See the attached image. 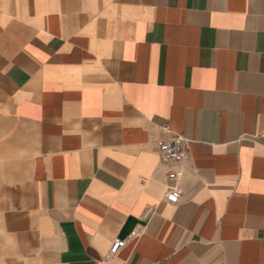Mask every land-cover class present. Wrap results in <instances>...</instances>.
I'll list each match as a JSON object with an SVG mask.
<instances>
[{
	"label": "crops",
	"instance_id": "0c3cea01",
	"mask_svg": "<svg viewBox=\"0 0 264 264\" xmlns=\"http://www.w3.org/2000/svg\"><path fill=\"white\" fill-rule=\"evenodd\" d=\"M0 125V264H264V0H0Z\"/></svg>",
	"mask_w": 264,
	"mask_h": 264
},
{
	"label": "built area",
	"instance_id": "2783aa9c",
	"mask_svg": "<svg viewBox=\"0 0 264 264\" xmlns=\"http://www.w3.org/2000/svg\"><path fill=\"white\" fill-rule=\"evenodd\" d=\"M166 137L155 142V150L158 157V165L165 178L170 182L165 190L164 198L167 202L175 204L179 202L181 194L177 182L180 171L177 167L190 157V138L174 133L168 124L160 127ZM126 240L115 239L110 245L107 256L116 255L124 247Z\"/></svg>",
	"mask_w": 264,
	"mask_h": 264
},
{
	"label": "rangeland",
	"instance_id": "374dc122",
	"mask_svg": "<svg viewBox=\"0 0 264 264\" xmlns=\"http://www.w3.org/2000/svg\"><path fill=\"white\" fill-rule=\"evenodd\" d=\"M2 130L0 125V161L6 158L9 159L10 156L17 153V151L9 149V147L15 146V139L9 140L8 137L2 133Z\"/></svg>",
	"mask_w": 264,
	"mask_h": 264
}]
</instances>
